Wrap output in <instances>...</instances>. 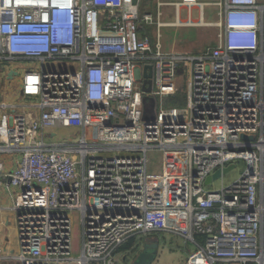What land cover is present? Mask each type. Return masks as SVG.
<instances>
[{
  "label": "built area",
  "instance_id": "1",
  "mask_svg": "<svg viewBox=\"0 0 264 264\" xmlns=\"http://www.w3.org/2000/svg\"><path fill=\"white\" fill-rule=\"evenodd\" d=\"M140 2L0 0V63L30 66L20 93L36 110L0 121V154L19 157L8 175L0 165L18 241L16 255L0 248V264H121L119 247L161 232L195 246L185 264H264V0L172 4L171 26L181 7L199 8L198 23L206 5L217 7L216 44L197 54L164 52L163 4L153 17ZM149 26L154 38L142 33ZM180 88L183 105L166 106ZM144 98L155 102L151 122ZM59 129L78 130L77 141L57 138ZM150 152L162 159L157 200L148 198ZM237 162L236 180L205 190ZM175 214L184 232L170 225Z\"/></svg>",
  "mask_w": 264,
  "mask_h": 264
},
{
  "label": "rangeland",
  "instance_id": "2",
  "mask_svg": "<svg viewBox=\"0 0 264 264\" xmlns=\"http://www.w3.org/2000/svg\"><path fill=\"white\" fill-rule=\"evenodd\" d=\"M180 0H141L140 2V13L145 14L149 13L151 15H155L158 4H163L160 6V11L162 13L160 22L166 24L167 26L161 27L159 29L160 33V44L162 46V50L164 52L176 53V54H197L201 53L207 47L214 46L216 44L217 34L220 31V23L217 16V7H213L210 5H206L202 11L203 23L205 25L208 24L207 27L200 26H171L175 22V9L172 4L178 3ZM203 2H211V0H201ZM179 19L181 22H187L189 18L188 9L185 7H181L179 10ZM200 10L195 7L191 9V20L192 22H199ZM156 31V28L151 27L148 33H152L151 31ZM35 66V63L32 66ZM26 62L17 63V62H2L0 63V103H16L20 100L18 94V86L19 79L22 74V69L29 68ZM14 69L18 73L14 77H8V72ZM179 86L182 85V81L178 79ZM182 88V86H181ZM180 88L178 91L181 96H183V91ZM184 103L183 97H179L176 101L172 103L166 104V106L179 107ZM13 110L10 109L6 112L13 114ZM92 134L94 131H91ZM58 137L62 139L71 138L77 141L78 136H75L73 130L67 129H59ZM148 175H150V179L148 182V198L149 199H159L160 197V180L159 175L162 174V159L161 154L158 152H150L148 153ZM243 163L237 162L236 168L224 175L222 178L218 179L214 183H212L209 187L205 188V190H216L221 187V185L227 186L231 184L234 180H236L240 173L243 171ZM176 180V179H175ZM180 218L176 222L177 226H181L180 230L182 232L185 231L186 227L184 224V217L179 216ZM180 222L181 224H179ZM13 223L10 224L8 228H6L1 234L5 235L10 244H16V236L15 231L13 229ZM72 247L73 251L76 253L80 248V226L78 221L77 214L73 215V223H72ZM148 239H156L158 242L157 246V255L156 259L152 264H185L187 255L193 251V246L190 242L186 243V240L180 235L168 232H162L157 234L148 235L140 240L134 239V245H137L140 242H143ZM140 247V245H138ZM135 249L134 251H136ZM124 252L121 253L123 255ZM136 252L131 253V255L126 253L129 258L135 256ZM3 264H15L14 262ZM124 264V263H121Z\"/></svg>",
  "mask_w": 264,
  "mask_h": 264
},
{
  "label": "crops",
  "instance_id": "3",
  "mask_svg": "<svg viewBox=\"0 0 264 264\" xmlns=\"http://www.w3.org/2000/svg\"><path fill=\"white\" fill-rule=\"evenodd\" d=\"M179 12H178V16H179ZM189 17L191 18V12L189 14ZM197 26H199V25H197ZM207 26H208V24L205 26H200V27H207ZM151 27H154V26L143 27L141 30H142V33H145L148 36H150L151 38H154L155 34H156L155 30L151 31L152 33H148ZM18 94L20 97V100L18 102H16V103L13 102L11 104L10 103H4V104H7V105L14 107L12 109L13 114L1 113L0 121H1V118L3 115L9 116V115H14L15 113L18 114V113H23V112H28V111H32L33 113H36V110L32 109V107H31V105L34 102L30 101L28 99H25L21 96L20 79H19V86H18ZM9 110H7V111H9ZM63 130H67V129H63ZM70 130H73V133H75V134L79 132L78 130H75V129H70ZM18 161H19V157L17 155H9V154H5V153H1L0 154V165H1L2 175L5 176V175H8L9 173H11L16 168ZM3 176L0 180V248L4 254L16 255L18 252L17 231H16V226H15L14 214L10 210L11 205H12L14 190L9 189L7 187V179L4 178ZM176 222H177V215L176 214L171 215L169 218L170 225L175 227V229L180 230L181 226H177ZM11 223H13V227H14L13 229L15 231V236H16V244L15 245L10 244L8 239L5 237V235L1 234L6 228H8L10 226ZM155 234H157V233H155ZM187 242H189V241H186V243ZM192 246H193V251H194L195 246L193 244H192ZM117 253H118V255L121 256V260L123 261V257H125L126 253L128 254L129 252H124L123 255H121L122 252H117ZM9 262H12V263L14 262L15 264H18L15 261H6V263H9ZM185 263H186V261H185Z\"/></svg>",
  "mask_w": 264,
  "mask_h": 264
},
{
  "label": "water",
  "instance_id": "4",
  "mask_svg": "<svg viewBox=\"0 0 264 264\" xmlns=\"http://www.w3.org/2000/svg\"><path fill=\"white\" fill-rule=\"evenodd\" d=\"M133 2L135 3L136 0H133ZM149 70H150V73L145 75L146 80L144 81L143 86H142V90L145 93H149L151 90L152 73H151L150 68H149ZM12 75H16V73L13 71H10L8 73V77H12ZM154 106H155V102L153 99H149V98L143 99V120L145 122H151L154 120V118H155ZM243 138H245V137H243ZM233 167L234 166L231 165V166L227 167L226 169H224L223 171L217 170L214 174L210 175L209 177H207L205 179L204 185L207 186L208 184L219 179L221 174L227 173ZM157 246H158V242L156 239L145 240L141 251L133 258V260L129 264H152L154 262V260L156 259ZM138 248H140V247L138 246L135 249H138Z\"/></svg>",
  "mask_w": 264,
  "mask_h": 264
},
{
  "label": "trees",
  "instance_id": "5",
  "mask_svg": "<svg viewBox=\"0 0 264 264\" xmlns=\"http://www.w3.org/2000/svg\"><path fill=\"white\" fill-rule=\"evenodd\" d=\"M179 97H183V96H181V94H179L177 92V94L174 97H171V98L165 100V102H166V104L172 103L173 101H176ZM134 246H135L134 245V240L130 239L125 244H123L121 247H119L117 252H129V253H132L135 250Z\"/></svg>",
  "mask_w": 264,
  "mask_h": 264
},
{
  "label": "flooded vegetation",
  "instance_id": "6",
  "mask_svg": "<svg viewBox=\"0 0 264 264\" xmlns=\"http://www.w3.org/2000/svg\"><path fill=\"white\" fill-rule=\"evenodd\" d=\"M143 244H144V241L141 243L140 248H138L136 251H134V252H136L135 256L141 251V249H142V247H143ZM134 252H132V253H134ZM129 254L131 255V253H129ZM135 256L129 258L128 255H126V256L124 257V259H123L124 264H129V263L133 260V258H134Z\"/></svg>",
  "mask_w": 264,
  "mask_h": 264
},
{
  "label": "bare ground",
  "instance_id": "7",
  "mask_svg": "<svg viewBox=\"0 0 264 264\" xmlns=\"http://www.w3.org/2000/svg\"><path fill=\"white\" fill-rule=\"evenodd\" d=\"M205 26V24L202 22V23H196V22H192V26ZM180 26H186V22H181L180 21Z\"/></svg>",
  "mask_w": 264,
  "mask_h": 264
}]
</instances>
